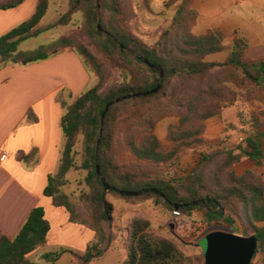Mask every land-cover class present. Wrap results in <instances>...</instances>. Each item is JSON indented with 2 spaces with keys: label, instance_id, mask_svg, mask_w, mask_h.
Instances as JSON below:
<instances>
[{
  "label": "trees",
  "instance_id": "1",
  "mask_svg": "<svg viewBox=\"0 0 264 264\" xmlns=\"http://www.w3.org/2000/svg\"><path fill=\"white\" fill-rule=\"evenodd\" d=\"M23 1L0 2V9L16 7ZM143 2L145 8L154 13L152 0ZM195 2L165 0L166 10L176 5L177 8L170 25L155 41L142 37L130 27L124 0H69L67 12L50 26H43L42 21L51 0H38L28 19L0 36L2 64L40 61L69 47L97 77V82L72 102L62 99L64 90L57 95L64 109L61 127L65 144L58 169L48 175L44 189V194L55 206L67 210L72 222L94 231L95 240L89 243L86 251L83 254L73 252L82 264L101 256L105 250L102 244L112 240L107 226L113 220L115 206L107 198L109 193L128 202L154 199L156 203L184 213L199 208L210 222L232 223L230 217H220L214 212L226 206L245 219V233L254 234L258 239L251 264L258 254H264V53L249 55L247 37L225 42V31L219 26L205 33H194L200 16ZM76 13L84 16L82 31L88 43L63 34L35 49H19L24 40L70 22ZM91 46L118 68L120 76L116 82L109 84L107 69ZM221 51L229 52L226 60L207 59L211 53ZM158 85L156 92L138 95ZM238 100L263 105L257 109L251 106V132L245 144L237 150L217 148L203 153L195 168L181 178L160 176V171L154 168L176 164L184 149L202 145L206 140L208 119L220 115L225 107ZM172 113L178 114L179 120L169 125L167 136L171 145L166 147L155 128L161 118ZM28 116L33 118L32 111ZM123 125L129 126L126 145L130 153L153 169L133 168L119 161L116 143ZM81 135L83 154L78 164L75 147ZM35 153L36 150L20 152L18 159L33 165L37 162ZM217 158L220 160L215 164ZM245 159L252 160L253 165L238 174L236 166ZM97 164L110 189L100 180ZM73 168L87 171L85 182L90 190L82 195L88 206L86 217L79 204L62 188L67 183V173ZM150 188L155 190L137 195L120 193L121 190ZM150 227L147 218L135 217L131 221L127 256L122 264H193L177 243L153 233ZM50 229L45 208L42 205L34 207L14 238L0 236V264H41L32 261L30 254L47 240ZM64 251L48 252L43 258L54 264ZM197 260L198 264H205L203 249Z\"/></svg>",
  "mask_w": 264,
  "mask_h": 264
},
{
  "label": "crops",
  "instance_id": "2",
  "mask_svg": "<svg viewBox=\"0 0 264 264\" xmlns=\"http://www.w3.org/2000/svg\"><path fill=\"white\" fill-rule=\"evenodd\" d=\"M199 1L195 2L196 8ZM37 2L24 0L16 7L0 9V36L28 19ZM217 26L248 36L249 48L264 43L262 19H231ZM94 81L81 56L69 47L28 64L0 62V236L14 238L31 210L42 205L51 229L47 240L30 254L34 262L51 264L43 258L44 254L64 249L54 264H78L73 252H85L95 237L93 230L72 222L67 210L55 206L44 194L48 175L57 171L65 144L61 127L64 109L57 95L64 90L62 99L72 102ZM29 111L35 119L28 116ZM226 111L208 119L204 133L207 141L225 135ZM160 128L157 127V135L162 139L167 131L164 133L163 126ZM33 150H36L35 164L29 165L18 159L20 152L31 153ZM183 158L189 161V152ZM243 164L240 173L252 167L253 162L245 159Z\"/></svg>",
  "mask_w": 264,
  "mask_h": 264
},
{
  "label": "rangeland",
  "instance_id": "3",
  "mask_svg": "<svg viewBox=\"0 0 264 264\" xmlns=\"http://www.w3.org/2000/svg\"><path fill=\"white\" fill-rule=\"evenodd\" d=\"M3 1L7 0H0V2ZM124 1L129 12L130 27L136 33L146 39H149L150 41H155L160 33L170 25L177 8L176 5L171 7L169 10H166L164 6L165 0H152L151 5L154 10V13H152L150 10L145 8L143 0ZM68 8L69 0H51L49 10L42 21L43 26H50L54 24L63 14L67 12ZM197 9L200 12V17L198 18L197 24L193 28V31L196 34L205 33L210 28L231 19L239 20L244 18V20L247 21L250 17H253L255 19H262L264 23V0H200ZM83 22V14L76 13L70 22L56 25L36 37L24 40L20 44L19 49H35L41 45L51 42L54 38L63 34L73 35L78 40L88 43L82 31ZM98 25H100V22H98ZM225 34V42L227 43H232L234 39L238 37H247L249 39L248 36L239 33L237 30L232 32L225 31ZM91 48L104 63L109 75V84L116 82L120 76L118 68L115 67L104 54L97 51L94 46H91ZM263 53L264 43L248 48L249 55H262ZM227 57L228 52L221 51L211 53L208 55L207 59L211 61H224ZM92 74L94 76L95 84L97 82V77L93 72ZM68 101L69 100H67V102ZM251 106H254L257 109L259 106L263 105L259 102L247 103L244 100H238L234 104L225 107L222 111L223 113L227 110L225 113V135L212 142L205 140L202 145H199L196 148H186L180 153L176 164L167 163L157 168H154L145 161L136 159L132 153H130L126 145L127 130L129 126L127 127L123 125L119 135L117 136L116 146L118 159L121 163L133 168H154L160 171V176L167 179L181 178L195 168L203 153L217 148H222L223 150H237L238 146L242 144L239 141V137L244 136L246 138L251 132V124L249 122V115L252 109ZM222 113L215 116H221ZM178 120L179 115L176 113H172L161 118L156 123V133L157 127L159 126L161 128L163 126L164 133H166V131L168 133L169 125L177 122ZM161 142L166 147L171 145V141L168 139L167 135L161 139ZM75 151L76 161L78 164H81L83 154L82 135L79 137ZM188 152L189 161L183 158L185 154H188ZM219 160L220 158L215 159L214 163H218ZM243 161L236 166V172L238 174H242L239 171L243 168ZM86 174L87 171L84 169H71L66 175L67 183L62 187L64 192L70 196V199L79 204L83 217L88 215V206L83 201L82 195L84 192H88L90 190L89 186L85 182ZM107 198L111 200L115 206L113 220L107 226V232L112 237V240L109 241L108 244L104 242L102 244V248L105 247V250L102 255L93 258L90 262H88V264H122L127 256L128 229L131 221L135 217L149 219L151 222L150 230L157 235L167 237L177 243L180 248L189 257H191L193 264H198L197 259L198 256L201 255L202 249L200 246H197L196 243L201 235L211 226H220V229L227 231L233 230L235 233H239L241 235H252L245 233V219H241L238 214L232 212L226 206L222 207L223 216L230 217L233 221L232 223L223 221L219 222L216 220L210 222L206 219L204 210L199 208L191 209L185 213L180 212L179 215H176L173 209H170L163 204L156 203L154 199H147L140 202H128L125 199L111 193L107 195ZM94 240L95 237L91 242ZM83 253L84 252H78V254ZM78 264H82L79 258ZM254 264H264V254H258L254 260Z\"/></svg>",
  "mask_w": 264,
  "mask_h": 264
},
{
  "label": "water",
  "instance_id": "4",
  "mask_svg": "<svg viewBox=\"0 0 264 264\" xmlns=\"http://www.w3.org/2000/svg\"><path fill=\"white\" fill-rule=\"evenodd\" d=\"M98 26L100 28V25ZM156 68L160 69L157 66ZM162 75L163 71L161 70V76ZM158 88L159 85L157 88H154L149 92L138 93V95L156 92ZM128 96L129 95L116 98L108 105L116 103ZM97 172L100 176V180L104 184V187L106 189H110L111 186L106 183L104 177L100 174L99 164H97ZM148 190L153 191L155 189L150 188L141 191L121 190L120 193L123 195H137L145 193ZM175 208H177V206H175ZM214 212L220 217L223 216L222 208ZM196 245L203 249L205 264H251L258 246V239L254 234L246 236L235 233L233 230L227 231L220 229V226H211L201 235Z\"/></svg>",
  "mask_w": 264,
  "mask_h": 264
},
{
  "label": "built area",
  "instance_id": "5",
  "mask_svg": "<svg viewBox=\"0 0 264 264\" xmlns=\"http://www.w3.org/2000/svg\"><path fill=\"white\" fill-rule=\"evenodd\" d=\"M245 140H246V138H245L244 136H240V137H239V141H240V143L245 144ZM174 213H175L176 215H179V214H180V212H179L177 209L174 210Z\"/></svg>",
  "mask_w": 264,
  "mask_h": 264
}]
</instances>
